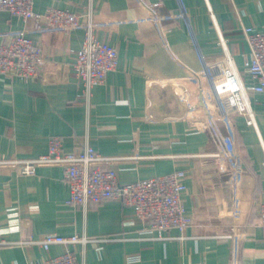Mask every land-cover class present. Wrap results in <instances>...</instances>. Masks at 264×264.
Segmentation results:
<instances>
[{
	"label": "crops",
	"instance_id": "crops-1",
	"mask_svg": "<svg viewBox=\"0 0 264 264\" xmlns=\"http://www.w3.org/2000/svg\"><path fill=\"white\" fill-rule=\"evenodd\" d=\"M32 1L37 12H91L95 38L115 46L118 64L86 92L73 65L84 28L38 30L32 20L0 10V42L21 30L42 45L46 59L40 75L29 80L0 74V157L42 152L46 139L57 134L66 149L88 144L102 155L122 157L110 165L121 183L182 169V203L192 222L158 237L118 200L68 204L61 166H39L27 175L0 166V264H28L66 249L84 264H264V230L258 226L264 94H249L254 124L232 114L227 131L220 125L240 157L236 180L218 172L210 156L216 143L192 124V114L175 116L169 98L155 107L160 117L149 114L153 84L199 73L225 54L242 70L249 52L242 26L264 30V0ZM231 225L238 235L236 260L223 236ZM49 232L91 240L48 250L13 243Z\"/></svg>",
	"mask_w": 264,
	"mask_h": 264
},
{
	"label": "built area",
	"instance_id": "built-area-1",
	"mask_svg": "<svg viewBox=\"0 0 264 264\" xmlns=\"http://www.w3.org/2000/svg\"><path fill=\"white\" fill-rule=\"evenodd\" d=\"M32 3V0H0V10L19 16L23 21L32 20L38 30L84 28L85 36L77 52L74 69L84 82L86 92L93 85L102 83L107 72L116 68L118 54L115 46L95 38L91 12L78 14L55 7L37 12L33 10ZM242 33L249 48L242 70L236 69L231 56L225 54L223 58L205 64L199 73L191 72L184 78L168 79L161 84L171 85L178 100L186 107V112L193 115L190 118L192 124L210 133L216 143V150L210 156L215 159L218 172L230 174L233 180L241 171L240 157L220 125L227 131L232 114H240L247 124H254L249 94H264V30L242 26ZM45 62L42 45L32 41L21 30L9 32L7 39L0 42V74L6 77L24 80L38 77ZM121 159L102 155L88 144L66 149L62 136L55 134L46 139L42 152L0 157V166L26 175L34 173L39 166H61L64 182L69 188L68 204L86 206L89 203L118 200L124 206H131L135 216L146 222L144 228L156 231L158 237H163V233L170 228L183 230L191 224L192 219L186 214L181 197L186 188L184 170L177 169L164 175L121 183L116 169L110 166ZM258 226L264 230V202L259 208ZM223 236L230 239L231 257L236 260L238 235L234 225ZM90 240L76 234L62 236L49 232L38 238L24 235L13 243L27 246L36 244L48 250L52 244H84ZM28 264L84 262L72 250L66 249L59 255L30 260Z\"/></svg>",
	"mask_w": 264,
	"mask_h": 264
},
{
	"label": "water",
	"instance_id": "water-1",
	"mask_svg": "<svg viewBox=\"0 0 264 264\" xmlns=\"http://www.w3.org/2000/svg\"><path fill=\"white\" fill-rule=\"evenodd\" d=\"M149 98H150V105H149V114L152 117H160L161 113L155 110V107L160 105L164 100H168L165 98L171 99V103L176 105L177 109L174 112L175 116L182 115L186 107L180 103L176 95L174 94L172 87L170 85L161 86L158 84L151 85L149 89Z\"/></svg>",
	"mask_w": 264,
	"mask_h": 264
}]
</instances>
